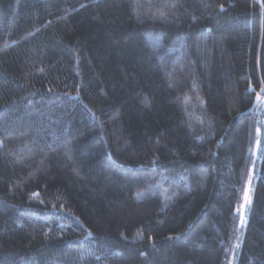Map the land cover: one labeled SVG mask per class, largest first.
<instances>
[{
	"label": "trees",
	"instance_id": "16d2710c",
	"mask_svg": "<svg viewBox=\"0 0 264 264\" xmlns=\"http://www.w3.org/2000/svg\"><path fill=\"white\" fill-rule=\"evenodd\" d=\"M261 88L259 0H0V264H264Z\"/></svg>",
	"mask_w": 264,
	"mask_h": 264
},
{
	"label": "snow or ice",
	"instance_id": "6c2138e0",
	"mask_svg": "<svg viewBox=\"0 0 264 264\" xmlns=\"http://www.w3.org/2000/svg\"><path fill=\"white\" fill-rule=\"evenodd\" d=\"M259 3L261 6V10L264 11V0H259ZM173 7H175V5H173ZM222 10H223V6L221 5V11ZM261 92H264V88H261ZM256 101L261 103V104H264V97H262L259 93H257ZM257 131H259V130H257ZM256 143H257V146H259L260 141L257 140ZM251 180H252V176L249 175V177H248L249 187L247 189H245L244 195H243V204L241 205V208L238 209V211H240V223H241V225H244L246 223V217L244 215L243 209H245L248 205L251 204V197L249 195ZM33 195H37V194L34 193ZM236 247H239V244H237Z\"/></svg>",
	"mask_w": 264,
	"mask_h": 264
},
{
	"label": "rangeland",
	"instance_id": "374dc122",
	"mask_svg": "<svg viewBox=\"0 0 264 264\" xmlns=\"http://www.w3.org/2000/svg\"><path fill=\"white\" fill-rule=\"evenodd\" d=\"M259 151H260V143H259V146H258V154H259ZM255 179V178H254ZM254 181V180H253ZM252 181V182H253ZM254 183V182H253ZM253 183H251V185H250V191H249V195H250V197L252 196V192H253ZM248 187H249V185H248ZM243 211H244V215H245V217H246V223H247V218H248V206L245 208V209H243ZM245 223V224H246ZM245 224L244 225H241V226H245Z\"/></svg>",
	"mask_w": 264,
	"mask_h": 264
}]
</instances>
